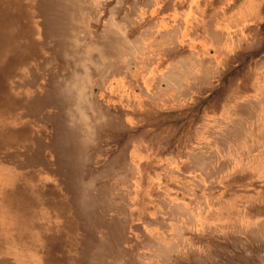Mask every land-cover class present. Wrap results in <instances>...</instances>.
Here are the masks:
<instances>
[{"label":"rangeland","instance_id":"374dc122","mask_svg":"<svg viewBox=\"0 0 264 264\" xmlns=\"http://www.w3.org/2000/svg\"><path fill=\"white\" fill-rule=\"evenodd\" d=\"M263 86L264 0H0V264H264Z\"/></svg>","mask_w":264,"mask_h":264},{"label":"bare ground","instance_id":"6f19581e","mask_svg":"<svg viewBox=\"0 0 264 264\" xmlns=\"http://www.w3.org/2000/svg\"><path fill=\"white\" fill-rule=\"evenodd\" d=\"M59 4V3H58ZM70 6H74L73 3L70 4ZM252 6V10H256L257 8L254 6V2L253 4L251 5ZM62 8V7H61ZM211 10L214 11V9L212 8ZM71 11V10H69ZM212 11V12H213ZM206 29H208L211 33V36H209L208 38V43L211 44L212 47L216 48L217 51H219V53H222L224 54L225 53V44H222V41H221V37L220 35L218 34V28L216 26V22H215V19L212 18V16H210L209 18V21H208V24L206 25ZM192 31H194V34L195 35H198V34H201L199 32V26L197 25V22H196V19L193 20V26H192ZM137 39V38H136ZM113 43V42H112ZM74 44V43H73ZM110 45V44H109ZM119 45V44H118ZM113 46H117L116 45H113ZM210 46V47H211ZM91 48V47H90ZM103 48V47H102ZM113 48V47H112ZM122 48V46H121ZM117 49V48H116ZM131 51V50H130ZM128 52V51H127ZM214 52V51H213ZM104 53V52H103ZM119 53V52H118ZM120 54V53H119ZM117 54V56L119 55ZM218 54V53H217ZM100 55V53H99ZM102 55V54H101ZM103 56V55H102ZM107 56V55H106ZM116 56V55H115ZM224 56V55H223ZM121 57V55L119 56ZM100 58V57H99ZM207 61H208V67L207 69H202L199 73L197 74L198 75V79L192 83H198V82H204L205 81V78L206 76L208 75V73L210 71H208L211 67H215V64H214V59L215 57H207ZM119 60V59H118ZM218 60V59H216ZM83 64V63H82ZM191 68V67H190ZM179 69V68H178ZM184 69V68H183ZM189 69V68H188ZM195 69L197 68H193L191 70H193L192 73H195ZM169 71V75L168 76H159V81H163L165 83V86L166 88L169 87V86H176V85H179L181 82H182V79L184 77H187L190 73V71H184V74L181 75V73L177 74L178 72L176 71V74L172 73L170 74V70H167ZM165 71V72H167ZM182 72V69L180 70ZM191 73V74H192ZM194 76V75H193ZM89 77V76H88ZM75 78V77H74ZM196 78V77H195ZM185 80V79H183ZM88 81V78L85 79V77H83L81 79V81L77 80V79H74V80H69V81H66L62 86V94H65L67 96H74L75 99L76 97L79 99V97L81 96V93L82 91L84 90V87H85V84L87 83ZM260 96H258V98L255 100V103L257 104H263L264 103V86L260 89ZM85 98V97H84ZM79 102V100H78ZM71 128H73V130L77 131V130H80V140H81V143L82 142H85L87 139H86V135L89 132V129H90V124H89V121L87 119V117L85 116L84 112L82 111L81 108H79L78 110L76 109V113L75 115H73L71 117ZM83 144V143H82ZM160 248L163 249V246H161ZM161 249V250H162ZM164 250V249H163Z\"/></svg>","mask_w":264,"mask_h":264}]
</instances>
